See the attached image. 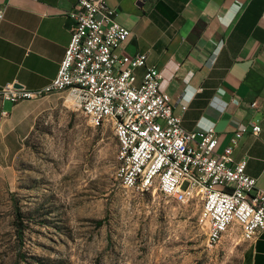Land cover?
<instances>
[{"label": "crops", "instance_id": "1", "mask_svg": "<svg viewBox=\"0 0 264 264\" xmlns=\"http://www.w3.org/2000/svg\"><path fill=\"white\" fill-rule=\"evenodd\" d=\"M106 1L131 31L120 52L146 56L145 67L136 70L138 82L146 68L158 70L183 129L214 125L218 154L245 127L233 164L246 160L247 175L264 190V0ZM73 4L0 0V88L15 84L38 91L57 78L71 42ZM65 95L72 101L68 91L51 96ZM256 100L258 110L251 107ZM1 110L8 112L0 124V162L6 164L23 147L39 110L36 100L0 99ZM254 125L261 128L257 136ZM242 264H264V232L247 242Z\"/></svg>", "mask_w": 264, "mask_h": 264}, {"label": "rangeland", "instance_id": "2", "mask_svg": "<svg viewBox=\"0 0 264 264\" xmlns=\"http://www.w3.org/2000/svg\"><path fill=\"white\" fill-rule=\"evenodd\" d=\"M67 95L36 100L34 129L0 162V264H242L238 225L207 247L199 199L125 188L112 124L92 126Z\"/></svg>", "mask_w": 264, "mask_h": 264}, {"label": "built area", "instance_id": "3", "mask_svg": "<svg viewBox=\"0 0 264 264\" xmlns=\"http://www.w3.org/2000/svg\"><path fill=\"white\" fill-rule=\"evenodd\" d=\"M73 2L71 42L57 78L38 91L7 84L0 88V99L17 104L68 91L92 126L112 124L118 142L116 178L125 188L158 191L178 204L202 201L197 223L209 249L234 225L244 241H253L264 232V190L247 175L246 160L233 164L247 129L240 128L221 154L214 125L198 132L183 129L163 90L162 74L146 68L138 82L136 70L145 67L146 56L120 52L131 31L117 21L116 10L106 0ZM4 19L0 7V27ZM251 107L258 110V100ZM7 116L0 111V124ZM260 131L253 126L255 136Z\"/></svg>", "mask_w": 264, "mask_h": 264}, {"label": "trees", "instance_id": "4", "mask_svg": "<svg viewBox=\"0 0 264 264\" xmlns=\"http://www.w3.org/2000/svg\"><path fill=\"white\" fill-rule=\"evenodd\" d=\"M17 218H18V221L20 220V218H21V215L20 214H17ZM20 222V221H19ZM20 227L21 228H23V226L22 225H20Z\"/></svg>", "mask_w": 264, "mask_h": 264}, {"label": "water", "instance_id": "5", "mask_svg": "<svg viewBox=\"0 0 264 264\" xmlns=\"http://www.w3.org/2000/svg\"><path fill=\"white\" fill-rule=\"evenodd\" d=\"M16 87H18V88H19L20 86H16Z\"/></svg>", "mask_w": 264, "mask_h": 264}]
</instances>
